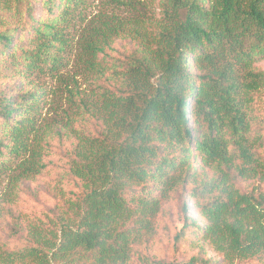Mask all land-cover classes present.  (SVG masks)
I'll list each match as a JSON object with an SVG mask.
<instances>
[{"label": "trees", "instance_id": "16d2710c", "mask_svg": "<svg viewBox=\"0 0 264 264\" xmlns=\"http://www.w3.org/2000/svg\"><path fill=\"white\" fill-rule=\"evenodd\" d=\"M93 1L0 0V177L14 189L48 168L52 77L68 91L64 164L80 190L18 219L3 263L264 264V0H160L158 18L126 24L89 18ZM121 35L137 47L106 61ZM72 58L90 91L61 73ZM176 195L188 258L166 262L151 246Z\"/></svg>", "mask_w": 264, "mask_h": 264}, {"label": "rangeland", "instance_id": "374dc122", "mask_svg": "<svg viewBox=\"0 0 264 264\" xmlns=\"http://www.w3.org/2000/svg\"><path fill=\"white\" fill-rule=\"evenodd\" d=\"M160 12V0H94L88 8L87 14L89 18L95 20L102 13L103 16L120 20L126 24L127 20H131L133 17H140V20L158 18ZM79 34L80 31L77 35L75 33L74 37L78 38ZM136 47L134 40L126 35H121L115 38L110 48L106 50L105 59L111 62L112 59L132 52ZM256 67L264 70V59L258 62ZM61 73L64 78H75L82 90L90 91L93 88L86 85L82 71L73 58L69 62V66ZM40 84H45L49 91L44 103L42 122L43 130L46 126L48 127L46 141L49 142L50 149L49 164L48 168L37 177L20 182L14 189L10 184V177H0V254L5 250V244L10 247L19 245L20 240L14 233L18 219L52 216V213L58 208H65V200L70 196L73 199L80 196V190L76 186L74 178L67 173V167L64 164V157L72 150L76 141L64 127L66 125L64 113L72 112L66 85L52 77L41 79ZM76 100L78 99L76 98ZM95 122L93 119L91 130L87 129V132H96ZM77 125L79 126V123ZM258 186L261 187V185ZM262 189L264 191V184ZM182 203L183 197L179 195H176L175 200L164 202L165 214L161 213L157 218L159 228L153 239L151 254L166 262H181L188 258L187 247L176 244L174 240L175 234L181 230L183 225ZM190 215L200 224L205 222L193 207ZM202 244L206 258H210L214 262L221 260L220 253L213 246L208 242H202ZM0 264H4L1 257Z\"/></svg>", "mask_w": 264, "mask_h": 264}]
</instances>
